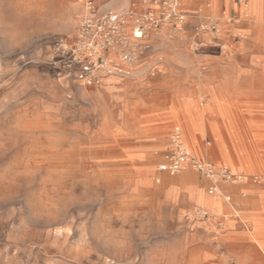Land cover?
<instances>
[{
	"label": "rangeland",
	"instance_id": "rangeland-1",
	"mask_svg": "<svg viewBox=\"0 0 264 264\" xmlns=\"http://www.w3.org/2000/svg\"><path fill=\"white\" fill-rule=\"evenodd\" d=\"M27 1L0 0L1 264H140V184L264 181V0H86L33 39Z\"/></svg>",
	"mask_w": 264,
	"mask_h": 264
},
{
	"label": "crops",
	"instance_id": "crops-1",
	"mask_svg": "<svg viewBox=\"0 0 264 264\" xmlns=\"http://www.w3.org/2000/svg\"><path fill=\"white\" fill-rule=\"evenodd\" d=\"M84 1H27L26 25L20 30L36 32L29 34L32 39L69 34L76 17L85 13ZM93 1L101 12L128 10L131 2ZM163 180L161 187L140 184V192L155 195L150 199L140 194L136 200L139 216L153 224L151 230L135 234L140 264H264V181L213 184L189 170ZM209 185L214 192L207 190Z\"/></svg>",
	"mask_w": 264,
	"mask_h": 264
},
{
	"label": "built area",
	"instance_id": "built-area-1",
	"mask_svg": "<svg viewBox=\"0 0 264 264\" xmlns=\"http://www.w3.org/2000/svg\"><path fill=\"white\" fill-rule=\"evenodd\" d=\"M111 21H115L117 20L116 17H111L110 18ZM74 61H78L77 59H74ZM85 71H87V67L84 68ZM198 166V170L200 172H202V174H204L206 177L211 178L212 180H225V181H229L232 180V174H230V172L227 173V171L225 169H216L214 166H212L211 164H201V163H197ZM180 168V164L179 161H174V163L171 166V173H176L179 171Z\"/></svg>",
	"mask_w": 264,
	"mask_h": 264
},
{
	"label": "bare ground",
	"instance_id": "bare-ground-1",
	"mask_svg": "<svg viewBox=\"0 0 264 264\" xmlns=\"http://www.w3.org/2000/svg\"><path fill=\"white\" fill-rule=\"evenodd\" d=\"M211 25V24H210ZM205 29V28H204ZM217 33V32H216ZM133 37L134 38H137V39H141L143 37V34L139 31V30H134L133 32ZM182 148L185 150V155L187 156L186 159L189 160V159H192V157L194 156L190 150L187 148L186 144L184 143V141L182 140ZM216 169H219V168H222V169H228V167L224 166V167H215ZM229 172L234 175V176H237V177H240L238 176L237 174H235L233 171H231L230 169H228ZM220 192V191H219ZM217 194V193H216ZM242 205V204H241ZM228 205H226L227 207ZM247 206V205H246ZM229 207V206H228ZM245 207V206H244ZM251 207V206H250ZM249 207V208H250ZM224 208V206H223ZM232 208V207H231ZM253 209V208H252ZM247 210V209H246ZM224 211V210H223ZM236 211V210H235ZM230 213V212H229ZM227 214V213H226ZM231 214V213H230ZM240 216V215H239ZM243 216V215H242ZM219 219V218H218Z\"/></svg>",
	"mask_w": 264,
	"mask_h": 264
}]
</instances>
